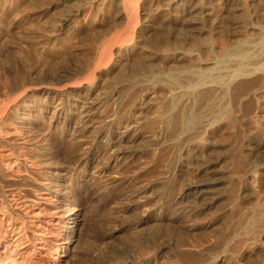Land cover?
<instances>
[{
    "label": "rangeland",
    "instance_id": "rangeland-1",
    "mask_svg": "<svg viewBox=\"0 0 264 264\" xmlns=\"http://www.w3.org/2000/svg\"><path fill=\"white\" fill-rule=\"evenodd\" d=\"M87 1L88 0L77 1L78 4L76 5L80 4V6L83 5L82 7H84V8L81 7L82 9L77 17L78 19L77 18L74 19L69 26L63 29V31L58 30L57 32H54L56 31L55 26L57 25H53V24H58L57 19H59L60 15L62 14V5H57V4L55 5L54 2L53 3L51 2L52 4L49 3L44 5L43 0H33V1L32 0H0V15H1L0 16V56L2 58H5L10 66L15 68L17 67L18 69L24 71L22 72L24 74H25V68L27 67L28 68L26 69L27 70L26 72H28L27 73L28 75L26 74L27 76L32 75L30 77H34V79L36 80L46 79L47 81H51L52 83L55 84L56 83L63 84L64 82L71 81L69 80V78L71 79L72 77H75V75L81 72L82 69L86 68L85 66H87L88 72L86 71V73L82 75L83 77L81 76L80 78H77L75 80H79V79L82 80L83 78L85 79L91 78L94 80L101 79V81L106 83L107 86H111V87L115 86L117 88H121V86H123L122 87L123 89H126V87H132L131 88L132 91L129 90L130 91L129 100L127 99H124V101L122 100V103L120 104L121 106L119 105L120 107L117 105L116 106L109 105L108 111L110 110L111 111L108 112L106 116L109 114L117 113L118 115L116 118H122L123 115L124 116L127 115V113H129L131 109L133 111L135 105L139 106L140 105L139 102L141 99H142L141 101H143L146 105L148 103L147 106L149 108H152L149 109L150 111L148 110L145 114V116H148V118L146 117L145 120L144 117V119L141 121L142 124L140 123L139 124L140 126L138 125L139 128L136 129L137 134L140 136L141 135L148 136L150 134L146 138L149 139L148 143H144V141L136 142V146L138 145L137 148H139L138 149L139 152L136 158L134 159V161L136 160L134 163L136 167L137 166L140 167L141 165L144 166V169L138 175H134L131 171H129L134 169V167L133 168L123 167L118 169L114 168L113 163L105 157V152L100 147L107 141V138H105L106 137L105 134L107 130L112 129V126H115L114 125L115 119H111L112 117L107 118L108 124L105 127V132L103 133V135H101L98 138L97 140L98 142L92 140L88 144H85V146L80 145L79 147H74L71 144L73 142V140L70 139L72 137L71 133L75 132L77 128L76 126H74V122H69L64 127H61V124L56 123L55 126L51 125L50 126L51 129H50L48 124L50 119L49 118L50 114L44 113L40 116L38 109L34 111L35 116L32 117L31 120H28V122H30L29 124H32V126H34L35 128H38L40 130L43 129V127L50 129L51 132L49 133V138L52 140V141L50 140L52 146L51 147L52 151L50 152L53 154L52 157L55 158L49 160L50 162L53 163L51 165L52 168L61 167L64 164V166L68 165V167L72 165L71 166L72 168L78 167V170L82 169V167H85L86 172L89 171V173L96 171L95 173L98 174L101 170H104V172L100 174L101 176L100 178L98 176L92 177L90 174L87 173L84 175H78L76 173L70 181V184L68 186L70 192L69 193L70 205L74 209V212L78 213L79 222L76 226V241L71 245L70 251L63 252V256L61 257L62 260L60 264H117L124 259L136 260L139 258L141 259V261L140 259L139 261L141 263L143 262V264H163V263L178 264L181 263L180 261H182L183 264L185 260H182L181 258L183 259L189 258V260H192L196 257L199 258L198 260L203 261L205 259H208L209 258L208 256H210L211 253L220 254L223 250L225 251V247L226 249L229 250L231 242L236 240L235 238L238 237V235L240 237L243 236V234L248 232L250 228L256 231L258 230L257 225L253 224V222L257 223V220L254 219L255 217L254 218H249V217L255 216L254 212L258 210L257 209L259 208L258 206H261L262 202L264 203V175L259 174L258 171H254V169L256 168L255 166L264 163V152L261 153L256 152L255 154H252V157L250 158L249 157L240 158L241 155H239L238 153L239 151L240 153L245 152L246 149L245 146L247 145L248 142H250L253 139L252 137L256 136L259 139L264 137V107H262L264 102V96H263L264 90L263 91L257 90V93L254 92L251 93V95L249 93L248 95L244 96L245 99L241 98L240 100H237V102L230 101L231 103L228 100L230 99L228 98L229 96L227 97L228 99H226V97H222V93L220 90H218L219 95L212 102H208L207 100H200V103L192 104L191 103L192 101L190 99L188 100L187 98H185L184 100L178 98L176 99L177 103L175 104V107L177 106L178 110L177 107L175 108V110H177V112L186 115V113H188L190 111V108L192 107L194 108L193 111L199 112L201 115L200 122H202L203 128L204 129L206 128L207 130V132H205L206 134L205 133L203 134L204 136H203L202 146H204V148L201 155H203L204 160L207 159V161L209 162L215 161L213 162L214 163L213 170H219L220 173H225L226 175H230L232 179L227 180L226 182L224 181L225 183L216 186L217 188L215 190L217 191V195H221V198L218 200L216 205L213 208H211L209 211H205L203 213H196L195 209L182 208L183 211L181 212V214L178 215L180 218L178 217L176 219H173L171 209H173L174 196H176L179 189L182 188L181 186H183L184 188L185 185L191 180V179L189 180V177L190 175H192V171L194 170L193 168L195 167L193 164H190L188 160L189 159L188 152L182 149L184 148V146H186V144L182 143L183 146H181V143L178 144V142H176L178 141L176 139L178 131L177 133L175 132L174 136L171 134L170 136L167 137L165 133L167 128L164 129L165 126H163V123L161 122L162 120L160 119L159 116L167 113L170 110L169 109V107L171 108L170 99L175 94L178 95V92L182 91V87L184 85L182 84V79L181 81H179V83L177 82L178 85L176 83H172L169 80L171 79V77L168 78L169 75H164L165 71L167 73L168 71L166 69L163 70L164 67L162 68L161 66H157V67H161L162 70L160 68L158 69L162 71L163 72L162 74L165 76L164 79L162 80H164V82L167 83L169 82L172 85V87L167 86L172 88L171 91L170 89L165 88L166 86L162 85L163 83L157 80L158 78L156 75L160 73L159 70H158L159 72L156 75H154L156 73L155 71L144 72L146 70L144 69L143 66H145L144 64L148 62L149 57L152 60L154 59L153 60L154 62L156 63L158 62V64H160L161 59L159 58H161V56L164 54L162 50L165 51V48L161 49L163 45L160 43L161 41L162 43H164L165 40L168 39L170 43H173L170 51L177 52V54H181L182 52L180 50H182V45L184 48H188V49L190 48L189 40L191 38L190 36L191 35L193 36V34L195 36H199L201 38V41H203L204 43L206 42V40H210L213 38L211 43L215 47V50L219 54V56H221L223 54L222 48L223 47L226 48L227 45L230 43L229 41H231L233 38L238 37V34H240L241 31H243L242 29H245L244 25L251 22L249 20L252 19L253 21H257V22L259 21L258 19H260L262 16L260 15L261 13L259 12L264 11V6H263L264 0H252L253 4L257 2L255 5L256 7L253 5L252 6L254 7L253 10L251 7V10L253 12L250 13V16L249 15L247 16L250 17L247 19L245 17H240V16H245L243 14L240 15V13H242L240 11L237 13L235 12L236 14L230 15L231 17H228L229 15H226L225 13H221L222 5L220 3V0H213V3H215L214 4L215 12L213 13L214 15L210 17L211 20H205V21L203 20L204 22H202L201 24L199 25L196 24L195 27L197 26L198 31H195V29L193 30L191 29L192 27L189 28L188 26L187 27L189 28V31L186 30L187 28L186 29L183 28L182 30V26L180 24H177L173 19H169L165 22L163 21V17L162 15H160V13L151 14L152 16L151 15L149 16V19L152 20L151 21L149 20L150 23L147 22L148 24H145V25H149V27L147 28L143 25V23H145L144 22L145 19H143L144 16L143 11L139 10L138 22L135 26L136 28L143 27L142 28L143 31L141 32L139 37L136 36L138 38H134V40L131 42L132 44L129 46L131 48H128L127 50H125L124 48L117 47L118 46L116 45L118 40L117 38L118 35L122 32L121 29L123 30V28L129 24L132 25V22L134 25L135 20L131 19L132 21L131 20L127 21L123 18V16L118 15L117 11H119L118 10L119 8H117V6L106 5L102 7L92 3L91 5L90 3H87ZM85 3L87 4L85 5ZM261 7L263 8L261 9ZM114 8L116 10H114ZM255 9L256 12H254ZM113 10L115 12H113ZM253 13H255L256 16L255 14L253 15ZM220 15L222 16V18H219L221 17ZM224 15L226 18L224 17ZM158 17H160L161 19ZM216 18L218 21L215 20ZM241 18H245V19H241ZM246 20L249 22H247ZM175 23L178 26H176ZM241 24L243 27L241 26ZM120 25L123 26V28ZM234 25L236 26L235 28ZM152 26L153 27L155 26L156 28L155 27L153 28ZM198 27H200L202 30L204 29V31H202ZM199 30H201L202 32ZM26 31L31 33L24 34L26 33ZM97 31L99 33H97ZM105 31L106 33H104ZM235 31L237 34L235 33ZM138 32H140V29L138 30ZM161 32L164 33L162 34L163 36L160 34ZM23 35H25L27 38L25 36L22 37ZM28 35L29 37L33 35L31 36L32 39L36 38V40L37 39L39 40L38 44L40 46L38 45L37 49H34L33 47L30 46V44L27 43V41L30 43L31 40V39L29 40ZM51 35L52 36L55 35V36L52 37ZM24 38L28 39L25 41V43L23 41L25 40ZM227 41L228 43H226ZM219 42L221 44H218ZM108 44H114L112 45L114 47H109ZM205 44L206 45L210 44V42L207 41ZM110 48H112L111 51ZM117 49H119V52L117 51ZM103 51H107V53L109 51L108 54L111 56H107V60L103 64L98 63L99 65L98 64L94 65L95 61L98 62L96 59L97 55L99 56V54H101ZM110 53H112L113 55ZM123 63H125L126 65ZM121 64L123 65L121 66ZM89 65L93 68H90ZM138 65L139 66L143 65L142 69H140V67H136ZM185 65L189 66L192 65V63L187 61L186 59ZM94 66H96V68H94ZM131 66L132 67L134 66L133 67L134 69ZM129 67H131V70ZM135 67L139 68L140 71L137 70L139 73L137 71L135 72L136 70ZM102 70H104V72ZM132 70L133 72H131ZM117 71H120L119 75L120 73L121 74L123 73L122 74L123 76L120 75V77L122 78H119L120 80L118 79L120 82L116 79L117 77H119ZM114 73H116L115 76L117 77L113 76ZM146 73H148V75ZM89 74L90 76H87ZM140 75H142L143 77ZM259 75L260 74L256 73L253 75L252 78L257 77ZM92 76L94 77L92 78ZM107 79H109L110 81H108ZM127 79H129L128 82ZM249 79H251V77L242 78L240 80L246 81ZM112 80L113 81L116 80V83L113 82ZM246 97L248 98L246 99ZM148 100L149 102H147ZM249 100L253 102L251 103V101L249 102ZM222 101L224 104L220 103ZM227 102L228 104H226ZM209 103H212L213 105H217L218 103L221 105L220 106L217 105L216 107L214 106L211 109L213 111L212 112L209 109L211 107V105L209 106ZM240 103L242 106L243 105H249V106L248 107L243 106L244 107L243 109ZM223 105L224 106L229 105L226 108L225 113L220 112V109L223 107ZM165 108H167V110ZM216 108H219V111L218 109L216 110ZM216 111L218 112V114L219 113L220 114L218 115ZM18 112L20 113V110ZM226 113H230V114H226ZM149 115L151 116L149 117ZM217 116H219V118ZM228 116H230L231 118ZM10 117H11V125H10L11 131H14L16 127H22L24 121H22L21 118H18L17 115L14 114L13 112H11ZM118 121L119 120H117L116 122ZM24 124L26 123L24 122ZM109 134H111L110 131ZM14 135H15L14 132H10L8 136L14 139L15 138ZM162 135L164 136V138L161 140V142L163 140L165 141L163 142L162 147L159 148L158 144L156 145V142L158 137L160 136L162 137ZM84 142L85 141H83V143ZM216 144L218 145V147ZM92 146L93 147L98 146L99 149L97 151L90 149L87 151V148L88 147L92 148ZM147 146H149L148 149ZM230 147H232V149ZM213 149L215 151H213ZM227 149L228 150L230 149L229 150L230 152L226 151ZM70 150L72 151L70 152ZM65 152L66 153L69 152V153L66 154ZM32 154L36 155L37 154L36 150ZM219 155L220 158H217L219 157ZM231 155H233L234 159ZM238 160H241L239 161L240 163L238 162ZM69 161H73V162L69 163ZM84 162H86V164H84ZM39 168L42 167L40 166ZM240 170L244 172H239ZM148 171H150L149 172L150 174L148 173ZM157 177H159V179ZM163 177L165 178L164 185L160 182L161 178L163 179ZM242 177L244 179H242ZM56 180L58 181L59 184H61L64 183L67 180V178L66 176L58 177ZM231 180L233 182H231ZM35 181L39 184L50 183L47 179H43V177L39 175L36 177ZM39 184H35L34 181H32V186L35 185L39 186ZM105 184L106 186H104ZM244 189L246 190L244 193H242ZM156 190L157 191L164 190V192H162L163 195L161 197L162 205L157 204V198H155V196L158 192H156ZM121 192L123 193V195H121ZM103 194H105V196H102ZM47 195L49 197V195L52 194L51 193L49 194L48 192L39 194V196L42 197L44 196L46 197ZM29 197L32 199H37L35 198V196H33V194H30ZM59 197H60L59 194H57L56 196L52 195V198L54 199V201L52 202H49L50 199L48 200L37 199L39 201L38 206L42 207L43 212L46 214L44 220L51 218L49 214L55 209L54 207L56 206V204L58 205ZM127 199L131 201L134 200L135 205H132L130 209L125 213V216L122 219V221L124 222H122L119 218L114 216L113 210L116 209V207H118L119 205H121L123 201L124 202L127 201ZM234 199H237L236 201L238 203V205L235 207L233 205V203H235ZM232 207H234V209ZM253 208L257 210H253ZM24 209L25 211H27L28 207H24ZM157 212H159L158 215H155ZM155 216L161 217L162 219L161 225L156 224ZM251 219L256 220V222ZM120 223L123 224V227L120 226ZM210 223L212 224L211 227L207 228L206 226ZM251 224H253V226H251ZM41 225H45V223H41ZM254 225H256V227ZM234 236L236 237L234 238ZM263 242L264 239L263 240L260 239L256 242V244L253 243V245L252 244L245 245L244 247L245 249L243 248L241 251L240 250L238 251L239 255L237 256L236 259L230 261L229 263L228 261H226V263L227 264H248V263L257 264L258 262L262 261L263 256L255 255L254 253H250V251L264 248ZM164 244L168 247L165 249L166 256L157 255L155 258L152 259L151 256H153L156 250ZM180 253L182 254L181 256ZM50 257H51V253H50ZM174 257L177 258L180 257L181 260L179 262L177 261L179 259L173 261V259H175ZM135 264H139V263L137 262ZM185 264H187L186 261Z\"/></svg>",
    "mask_w": 264,
    "mask_h": 264
},
{
    "label": "bare ground",
    "instance_id": "bare-ground-1",
    "mask_svg": "<svg viewBox=\"0 0 264 264\" xmlns=\"http://www.w3.org/2000/svg\"><path fill=\"white\" fill-rule=\"evenodd\" d=\"M77 1L78 0H43L44 5L49 4L51 2L52 3L54 2L55 5L56 4L62 5V14L60 15V18L58 17L59 19H57L58 24H53V25H57V26H55L56 31H54V32H57L58 30L63 31L64 28L69 26L71 24V22L78 17V15L81 12V9L84 7H82L83 5L80 6V4L76 5V4H78ZM79 1H81V0H79ZM136 1H138V2H136ZM136 1L135 0H88L87 1V3H90V4L92 3L95 5L97 4V5L102 6V7L106 6V5L117 6V8H119L118 9L119 11H117L118 15L123 16V18L127 21H129L131 19L135 20L134 25H133V22H132V25L129 24V25L125 26L124 28H123V26H121L122 24L120 25L123 28V30L121 29V31H122L120 33L121 35L120 34H119L120 36L118 35V38H117L118 40H117L116 45H118L117 47L124 48L125 50H127L128 48H131V47H129L132 44L131 42L134 40V38H138L139 35L141 34V32L143 31V29H142L143 27L142 28H140V27L136 28V26H135L138 22V16H139L138 11L139 10L143 11V15H144L143 19H145L144 20L145 23H143V25L147 28L149 27V25H145V24H148L147 22L150 23V21L152 20V19H149V16L151 14L160 13V15H162V17H163V21L166 22L169 19H173L177 24H180L182 26V30H183V28L184 29L187 28L186 30H188V31H189L190 27H192L191 29H193V30L195 29V31H198L197 26L195 27V25L196 24L199 25L202 22H204L205 20H211L210 17L213 16L214 15L213 13L215 12L214 11L215 10V6H214L215 3H213V0H136ZM87 3H85V5ZM220 3L222 5L221 6L222 7L221 13H225L226 15H229L228 17H231L230 15H234L240 11V12H242V13H240V15L241 14L245 15V16H240V17H245L247 19V18H250L247 16L248 15L250 16V13L253 12L252 10L254 7H252V6L253 5L255 6L257 2L253 4L252 0H220ZM261 5H262V3H261ZM257 6H259V5H257ZM251 7H252V10H251ZM48 8H49V6H48ZM115 8H114V10H116ZM262 8L263 7H261V9ZM258 9H260V8H258ZM114 10H113V12H115ZM254 12H256V9ZM257 12H259V11H257ZM28 13H30V12H28ZM216 13H218V12H216ZM259 13H261L260 15H262L261 18L258 19L259 21L258 22L253 21L252 19L249 20L251 22L246 24L247 27H246V25H244L245 29H242L243 31H241V33L238 34L239 38L238 37H237L238 39L233 38L231 41H229L230 43L228 45L226 44L227 45L226 48L225 47L222 48L223 54L221 56H219V54L215 50V47L211 43L213 38L210 40H206V42L207 41L210 42V44L206 45L205 44L206 42L204 43L203 41H201V38L199 36H195L193 34V36L192 35L190 36L191 38L188 36L190 38V40H189L190 41V44H189L190 48L189 49L184 48L182 45V50H180L182 52L181 54H177V52H171L170 50H171L173 43H170V41L168 39H166L164 43H162V41L160 42L161 44H163L161 49L165 48V51L162 50L164 54L161 56V58H159V59H161V61H160L161 65L158 64V62L157 63L154 62L153 61L154 59L152 60L150 57H149L148 62L144 64L145 66L142 65L144 67V69L146 70V71L143 70L144 72H147V71L148 72H154L155 71L156 73L154 75H156L160 71L158 68L161 69V67L162 68L164 67L163 70L166 69L168 71V73L165 71L166 74L164 73V75H169L168 78L171 77V79H169V80L172 83L177 84V82L179 83V81H181V79H182V84L184 85L183 87H185V88L182 87V91L181 92L179 91L180 93L178 92V95L175 94L170 99L171 100L170 101L171 102L170 103L171 108L169 107L170 110L167 113L159 116L160 119L162 120V121L161 120L160 121L163 123V126H165L164 129L167 128L166 132L164 131L166 133L167 137L170 136L171 134L174 136L175 132L177 133V131H178L177 137H176V139L178 141H176V140L175 141L178 142V144L181 143V146H183L182 143L186 144V146H184V148H182V149H184V151L188 152V155H189L188 160H189L190 164H193L195 167V168H193L194 172L192 171V175H190V177H189V180L190 179L191 180L185 185L184 188H183V186H181L182 188L179 189L176 196H174L173 209H171L173 219H176L179 217L178 215L181 214V212L183 211L182 208L195 209L196 213H203L205 211H209L211 208H213L216 205L218 200L221 198V195H217V191L215 190L217 188L216 186H218L222 183H225L227 180L232 179V177L230 175H226L225 173H220L219 170H213V167H214L213 162H215V161L212 160L213 162H209V161H207V159L204 160V157L201 154H202V151L204 148V146H202L203 145V136H204L203 134L205 132H207V130H206V128L205 129L203 128L202 122H200L201 115L199 112L193 111L194 108H192V107L190 108V111L188 113H186V115L183 113L177 112V110H178L177 106H176L177 110H175V108H176L175 104L177 103L176 99L178 98V99L184 100L185 98H187L188 100L190 99L192 101L191 102L192 104H195V103L198 104V103H200V100H207L208 102H212L214 99L217 98V96L219 95L218 90H220L222 93V97H226V99L230 98V99H228L229 102L230 101L231 102L232 101L237 102V100L244 98V96L248 95L249 93L251 95V93H254V92L257 93V90H261V91L264 90V11H261ZM254 14L255 13H253V15ZM255 16H256V14H255ZM224 17H225V15H224ZM257 17H258V15H257ZM158 18H160V17H158ZM219 18H222V16ZM225 18H223V19H225ZM245 18H241V19H245ZM15 19H18V18H15ZM3 20H4V18H3ZM215 20H217V18ZM249 21H247V22H249ZM177 24H176V26H178ZM238 24H240V23H238ZM29 25H30V23H29ZM171 25H173V24H171ZM241 26H242V24H241ZM235 27L236 26L234 25V28ZM242 27H240V28H242ZM198 28H200V27H198ZM237 28H238V26H237ZM26 29H28V28H26ZM51 29H52V27H51ZM117 29H120V28H117ZM139 29H140V32H138ZM191 29H190V31H191ZM201 30H199V31H201ZM217 30H219V29H217ZM91 31H92V29H91ZM106 31L104 33H106ZM115 31H117V30H115ZM202 31H204V29ZM237 31H239V30H237ZM30 33L31 32L26 31V33H24V34H30ZM90 33H92V32H90ZM97 33H99V32L97 31ZM235 33H236V31H235ZM160 34L162 35L164 33L161 32ZM24 36L25 35H23L22 37H24ZM31 36H33V35H31ZM31 36L29 37V35H28L29 40L30 39L31 40H30V43L28 41H27V43L30 44V46L33 47L34 49H37V47L39 45L38 44L39 40L38 39L36 40V38L32 39ZM54 36H52V37H54ZM88 36H90V35H88ZM136 36H138V37H136ZM106 37H105V39H106ZM108 38H110V37H108ZM26 40H28V39L23 40L24 43ZM226 43H228V41ZM201 44H203V45H201ZM218 44H221V43L219 42ZM112 45H114V44H108L109 47H114ZM23 47H25V46H23ZM111 50H112V48H110V51ZM97 51H99V50H97ZM117 51L119 52V49H117ZM99 52H101V51H99ZM150 52H153V51H150ZM108 53H109V51H108ZM108 53H107V51H103L101 54H99V56L97 55L96 59L98 62L95 61L94 65H97L98 63L103 64L107 60V56H111ZM110 54H112V53H110ZM94 58H95V56H94ZM109 59H110V57H109ZM186 59H187V61L191 62L192 65H189V66L185 65ZM123 64H125V63H123ZM123 64H121V66ZM104 66H106V65H104ZM104 66H102V67H104ZM142 66L138 65L136 67H140V69H142ZM157 66H161V67H157ZM85 67L86 68L82 69V71L79 72L77 75H75V77H72L71 79L69 78V80H71V81L64 82L63 84H57V83L55 84V83H52L51 81H47L46 79L36 80V79H34V77H30L32 75L27 76L28 75L27 74L28 72H26L27 71L26 69H28L27 67L25 68V74H24V73H22L24 71L18 69L17 67L15 68V67L10 66L7 63V60L0 56V264H60L61 260H62L61 257L63 256V252L70 251L71 245L76 241V226L79 222L78 221V218H79L78 213H75L74 209L70 205V198H69L70 192L68 189L70 181L76 173L78 175H84L87 173V174H90L92 177L98 176L100 178L101 177L100 174H102L104 172V170H101L98 174L95 173L96 171L89 173V171L86 172L85 167H82V169H80V166H79L80 170H78V167L72 168L71 164H70L71 166H69V167H68V165L64 166V164H63V166H61V167L52 168L51 165L53 163L49 161L53 158L52 157L53 154L50 152V151H52L51 150L52 146H51V142H50L51 139L49 138V133L51 132L50 131L51 125L55 126L57 123V124H61V127H64L69 122H74V126H76L77 128H76L75 132L72 131L73 133H71L72 137L70 136L71 137L70 139L73 140V142L71 144L74 147H79L80 145L85 146V144H88L92 140L97 141L98 138L101 135H103V133L105 132V127L108 124L107 118L112 117L111 119H115V122H114L115 126H112V129L107 130V132L105 134V136H106L105 138H107V141L104 144L102 143L103 145L100 146L102 148V150L105 152V157L113 163L114 168L118 169V168H123V167H129V168L134 167V169L129 170L134 175H138L144 169L143 165H141L140 167L139 166L136 167L135 163H134L136 161V160L134 161V159L136 158V156L138 155V152H139V150H138L139 148H137L138 145L136 146V142L137 141L138 142L144 141V143H148L149 139H146V138L150 134L148 136L147 135H145V136L141 135L140 136L137 134L136 129L139 128L138 125L140 123L142 124L141 121L144 119V117H145V120H146V117L148 118V116H145V114L149 109H152V108H149L147 106L148 105L147 102H149V100L147 102L145 101L147 103V105H146L143 101H141L142 100L141 99L139 102L140 105L139 106L135 105V108L133 109V111L131 109L129 111V113H127V115H125V116L123 115L122 118H116L118 115L117 113L116 114H114V113L109 114L106 116V114L111 111V110L108 111L109 105L119 106L122 103V100L123 101H124V99L129 100V98H130V94H129L130 91L129 90L132 91V89H131L132 87H126V89H123L122 88L123 86H121V88H117L115 86L111 87V86H107L106 83L101 81V79L94 80V79H91L90 77H89L90 79L83 78L82 80L81 79L75 80L77 78H80L82 75H84V73H86L88 68H87V66H85ZM131 67H129L130 70H131ZM32 68H30V69H32ZM90 68H93V67L90 66ZM94 68H96V66H94ZM98 68H99V66H98ZM105 68H107V67H105ZM100 69H101V67H100ZM96 70H99V69H96ZM137 70L140 71L139 68H136L135 72ZM102 71L104 72V70H102ZM117 72H118L119 77L115 76L116 73H114L113 76L117 77L116 79L118 80L119 78H122V77H120V75L123 76L122 75L123 73L122 74L120 73V75H119L120 71H117ZM131 72H133V70ZM162 73L163 72L160 71V73H158L160 75H158V74L156 75L158 78L157 80H159L161 83H163L162 85L166 86L165 88H168L171 90L172 88H170V87H172V85L169 82L167 83V82H164V80H162L165 77ZM256 73H258L260 75L252 78L253 75ZM146 74L148 75V73H146ZM87 76H90V74ZM140 76H142V75H140ZM93 77L94 76H92V78ZM250 77H251V79L246 80V81L240 80L242 78H250ZM50 78H52V77H50ZM142 79H145V78H142ZM107 80L110 81L109 79H107ZM128 80L129 79H127V82H128ZM113 82L116 83V80H114ZM176 84H174V85H176ZM134 85H131V86H134ZM167 86H170V87H167ZM202 88H204V89H202ZM172 94H174V93H172ZM263 96H264V94H263ZM135 97H137V96H135ZM247 98L248 97H246V99ZM242 101H245V100H242ZM246 101H248V100H246ZM250 101L251 100H249V102ZM252 102L253 101H251V103ZM129 103H131V102H129ZM220 103H223V101ZM186 104H189V103H186ZM203 104H205V103H203ZM226 104H228V102ZM210 105H211V107L209 108ZM212 105H213L212 103H209L208 108L210 110L214 106L215 107L217 105L220 106L221 104L217 103V105H213V106ZM240 105H241V103H240ZM225 106L223 105V107L220 109V112L225 113L226 108L229 105H225ZM243 106L248 107L249 105H243ZM244 107H243V109H244ZM262 107H264V102H263ZM36 109L39 110L40 116L44 113L50 114V117H49L50 119H49V123H48L50 129L43 127V129L40 130V129L32 126V124H29L30 122H28V120H31V118L35 116L34 111H36ZM128 109H130V108H128ZM165 109L167 110V108H165ZM217 109L219 111V108H216V110ZM230 109H231V107H230ZM19 110H20V113L18 112ZM197 111H199V110H197ZM11 112L16 114L18 118H21V120L26 123V124H24V122H23L24 125L22 124V127H16V129L14 131L10 130L11 129L10 128ZM214 113H215V111H214ZM154 114H156V113H154ZM217 114H218V112H217ZM226 114H230V113H226ZM150 116L151 115H149V117ZM202 117H204V116H202ZM217 117L219 118V116H217ZM228 117H230V116H228ZM35 119H36V117H35ZM117 120H119V121L116 122ZM111 121H113V120H111ZM109 128H110V125H109ZM121 128H122V130H121ZM153 130H154V128H153ZM109 131L111 134H109ZM10 132H14V134H15L14 139L8 136ZM261 135H263V134H261ZM40 136H42V137H40ZM238 137H240V136H238ZM163 138H164V136L162 135V137L160 136L157 139L156 145L158 144L159 148L162 147L163 142L165 141V140H163L161 142V140ZM252 138L253 139L250 142H248L247 145L245 146L246 147V149H245L246 153L245 152L240 153V151L238 152L239 155H241L240 158H243V157H249L250 158V157H252V154H255L256 152H258V153L264 152V137L259 139L256 136H254ZM83 141H85V142L83 143ZM81 142H82V144H81ZM215 142H217V141H215ZM220 142H221V140H220ZM140 144H141V142H140ZM221 145H223V144H221ZM148 147L149 146H147V149H148ZM217 147H218V145H217ZM230 148L232 149V147H230ZM89 149L97 151L99 149V147L98 146H94V147L92 146V148L88 147L87 151ZM234 149H235V147H234ZM35 150H36L37 154L33 155L32 153ZM229 150L227 149L226 151H229ZM239 150H241V149H239ZM71 151L72 150H70V152ZM213 151H215V150L213 149ZM234 152H236V151H234ZM68 153H66V154H68ZM233 155H231V156L233 157ZM235 155H236V153H235ZM261 155H263V154H261ZM83 158H85V157H83ZM217 158H220V155ZM53 159H55V158H53ZM233 159H234V157H233ZM75 161H77V160H75ZM79 161H81V160H79ZM217 161H218V159H217ZM239 161H241V160H238V162ZM71 162H73V161H69V163H71ZM55 163H57V162H55ZM63 163H65V162H63ZM84 164H86V162H84ZM255 165H257V164H255ZM40 166L42 168H39ZM246 167H248V166H246ZM255 167L256 168L254 169V171H258L259 174L264 175V163H262L258 166H255ZM148 170H150V169H148ZM241 170H243V169H241ZM241 170L239 172H244ZM149 172L150 171H148V173ZM149 174H147V175H149ZM38 175L42 176L43 179H47L50 183L49 184L37 183L35 180H36V177ZM64 176H66L67 180L64 183L59 184L56 179L58 177H64ZM157 178L159 179V177H157ZM242 179H244V178L242 177ZM32 181H34L35 184H39V186H36V185L32 186ZM160 182L164 185L165 184V178L164 177H163V179L161 178ZM231 182H233V181L231 180ZM115 185H116V183H115ZM104 186H106V184ZM160 187H162V186H160ZM233 187H234V185H233ZM236 188H237V186H236ZM157 189H159V188H157ZM245 190L246 189H244L242 191V193H244ZM45 192L46 193L48 192L49 194L51 193L53 196H56L57 194L60 195L59 200H58V205L56 204V206L54 207L55 209L52 212H50L49 215L51 218L47 219V220H44V217L46 216V214L43 212V208L38 206L39 201L37 200V199H43V200L50 199L49 202L54 201V199L52 198V195H49V197H48V195L46 197L45 196L44 197L39 196V194H43ZM122 192H121V195H123ZM156 192H158L155 196V198H157V204L162 205V203H161L162 198L161 197L163 195L162 192H164V190H160V191L156 190ZM117 193H118V191H117ZM30 194H33V196H35V198H37V199L30 198L29 197ZM101 194H102V192H101ZM234 195H235V193H234ZM102 196H105V194H103ZM234 200H235V203H233V205L235 207L238 205V203L236 201L237 199H234ZM136 201H138V200H136ZM262 204H261V206H258L259 207V208H257L258 210L253 208V210H257L256 212H254L255 216L249 217V218L255 217L254 219L257 220V223H254L253 221L256 222V220L251 219V220H253L252 221L253 224L257 225V228H258L257 231L252 230L250 228V230L248 232L244 233L243 236H241V237L239 235H238V237L234 236V238L236 237L235 238L236 240L231 242L229 250L226 249V247H225V251L223 250L220 254H212L211 253V255L208 256L209 258L205 259L203 261L198 260L199 258H196V257L192 260H189V258H187L188 260L185 258L184 259L181 258V259L185 260L187 264H227L226 261H228V263H229L230 261L236 259L237 256L239 255L238 251L239 250L241 251L245 247V245H251V244L253 245V243L256 244V242L258 240L264 239V203L262 202ZM132 205H135L134 200L131 201V200L127 199V201H125V202L123 201L121 205H119L118 207H116V209L113 210L114 216L119 218L122 221V219L125 216V213L130 209V207ZM24 207H28V210L25 211ZM234 207H232V208L234 209ZM158 213L159 212H157L155 215H158ZM71 215H73V216H71ZM155 221H156V224L161 225V223H162V219L160 216H155ZM122 222H124V221H122ZM187 222H188V220H187ZM41 223H45V225H41ZM253 224H251V226H253ZM211 225L212 224L210 223L206 227L209 228V227H211ZM256 225H254V226L256 227ZM120 226L123 227V224L120 223ZM149 226H151V225H149ZM185 227H186V225H185ZM144 228H146V227H144ZM146 229H148V228H146ZM211 229H213V228H211ZM190 230H192V229H190ZM183 231H185V230H183ZM166 248H168V247L165 244L162 245L161 247H159L156 250V252L153 254V256H151L152 259L155 258L157 255L166 256L165 255V253H166L165 249ZM101 249H103V248H101ZM182 249H184V248H182ZM210 249H212V248H210ZM169 252H171V251H169ZM183 252H185V251H183ZM50 253H51V257H50ZM250 253H254L255 255H258V256L262 255L263 256L262 261L258 262L257 264H264V248L254 250V251H250ZM169 255H172V254H169ZM181 255L182 254L180 253V256ZM169 257H171V256H169ZM167 258H168V256H167ZM174 258L175 259H173V261L179 259V260H177L179 262L181 260L180 257H178V258L174 257ZM139 259H136V260L135 259H133V260L132 259H124L117 264H135L137 262L139 264H143V262L142 263L140 262L141 259H140V261H139ZM252 259H254V258H252ZM252 259H251V261H252ZM170 260H172V259H170ZM241 260H243V259H241ZM185 261L183 262V264H185ZM163 262H165V261H163ZM180 262L181 263H178V264H182V261H180ZM144 263H146V262H144Z\"/></svg>",
    "mask_w": 264,
    "mask_h": 264
}]
</instances>
